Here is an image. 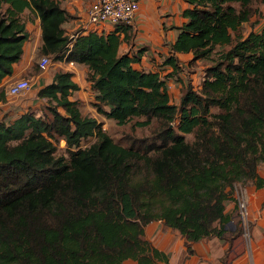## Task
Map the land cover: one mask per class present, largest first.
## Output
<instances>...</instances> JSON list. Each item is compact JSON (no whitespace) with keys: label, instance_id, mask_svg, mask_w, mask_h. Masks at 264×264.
Returning a JSON list of instances; mask_svg holds the SVG:
<instances>
[{"label":"trees","instance_id":"16d2710c","mask_svg":"<svg viewBox=\"0 0 264 264\" xmlns=\"http://www.w3.org/2000/svg\"><path fill=\"white\" fill-rule=\"evenodd\" d=\"M185 1L186 21L162 60L171 66L167 78L182 69L176 52H191L189 64L215 56L199 90L179 79L173 103L158 70L133 67L144 47L119 52L131 24L70 37L58 1L0 0V81L21 56L27 37L21 11L28 7L41 21V53L88 67L97 112L119 124L139 116L136 125L157 122L151 137L121 145L69 98L78 88L71 73L55 71L38 90L49 116L27 110L0 122V264H157L165 256L144 238L148 223L161 220L179 231L192 252L191 242L225 237V202L236 183L264 185L257 174L264 152V23L240 29L260 15L264 0ZM92 135L95 141L81 147ZM58 138L66 155L56 153ZM234 232L240 233L237 224Z\"/></svg>","mask_w":264,"mask_h":264},{"label":"crops","instance_id":"0c3cea01","mask_svg":"<svg viewBox=\"0 0 264 264\" xmlns=\"http://www.w3.org/2000/svg\"><path fill=\"white\" fill-rule=\"evenodd\" d=\"M56 1L67 12V18L62 23L64 33L70 37L78 32L86 33L87 30L84 29L86 9L93 0ZM187 6L188 3L185 0H139V8L135 12L133 22V39H136H132L130 43L122 41L119 52L131 55L144 47L145 50L141 53L139 61L133 62V67L158 70L160 75L162 69L171 70V66L163 64L162 60L169 53L170 44L178 34L177 26L186 21V18L182 16V10ZM21 18L24 21L27 37L22 43L19 60L13 63L11 73L0 81V122L7 124L27 110L34 112L36 116L41 115L39 108L43 98L38 96V90L51 82L54 72L59 69L69 71L71 79L78 85L69 98L77 101L82 114L92 116L99 121L98 117L103 115L101 116L94 106L98 92L91 85V81L86 79L88 67L83 63L66 61L62 58L49 62L48 65L51 66L48 70H40L35 64L39 56L43 55L40 18L35 10L28 7L21 11ZM175 55L179 65L185 66L192 53L176 52ZM21 77L30 80V90L19 96L9 94L7 90L9 83ZM82 108L90 111L89 114L83 112ZM257 174L264 178V152L263 159L257 166ZM239 196L246 200L249 212L250 243L249 246H245L242 240L243 250L232 253L233 238L240 235L234 232L233 221L236 199ZM224 213L229 218L224 225L225 237H204L191 242L192 252L187 250L185 238L179 231L169 227L164 228L161 220L148 223L144 227V238L165 256V260H159L157 264H264V185L257 186L253 180L236 183L232 199L225 202ZM238 243L234 245L237 247ZM125 263L137 264L131 259L126 260Z\"/></svg>","mask_w":264,"mask_h":264},{"label":"rangeland","instance_id":"374dc122","mask_svg":"<svg viewBox=\"0 0 264 264\" xmlns=\"http://www.w3.org/2000/svg\"><path fill=\"white\" fill-rule=\"evenodd\" d=\"M254 5V4H253ZM255 6V5H254ZM260 8V15L258 14H252L250 20L248 22H245L242 27L240 28L241 31H247L250 26H253L255 24L256 20H261L260 25H258V29L260 26L264 23V3L263 4H258ZM135 16V15H134ZM260 16V17H259ZM133 22L134 19L131 22L130 26V37L128 39V43L131 42V40L134 37L133 34ZM115 26V25H114ZM113 25L109 26L108 29L114 28ZM134 38L133 40H135ZM221 47H216L215 50L220 49ZM48 58L50 59V63L52 61L57 60L56 58H53L49 55H47ZM212 56H215V53H211L210 57L205 58V59H197L192 63H188L185 66H182V69L174 73L172 78H167L168 76L166 75L169 71H166L165 69L161 70V76L166 80L167 86H168V93L171 102L173 103H178L179 102V93H181V85H180V80H183L184 82H190L197 90L200 89L202 79L204 76V68L208 64H211ZM36 67L39 68L38 63H35ZM51 65H48L46 69L43 70H48ZM35 67V66H33ZM41 70V69H40ZM86 79H88V76L86 75ZM45 101V102H44ZM47 104L48 101L47 99L43 98V103L40 105L39 112L41 115H46L49 116V112L47 110ZM83 112H86L89 114L90 111H85L83 108L81 109ZM101 116L103 115L100 113ZM143 116L139 117H133L130 120L126 121L125 123L119 124L117 123L114 119H110L105 117L104 115L102 117H98V122L100 123L102 129L110 135V137L117 143L121 145H129L130 141L132 139H142V138H149L153 134L152 130L157 127V122L155 120H152L149 124L147 125H136L135 121L136 120H141L143 119ZM186 137L189 139L191 138L190 135H186ZM55 144H56V153L57 154H65V141L63 138H58L54 139ZM95 141V136H88L84 139H82L80 146L85 147L90 145L92 142ZM251 227V225H250ZM129 262V261H127Z\"/></svg>","mask_w":264,"mask_h":264},{"label":"built area","instance_id":"2783aa9c","mask_svg":"<svg viewBox=\"0 0 264 264\" xmlns=\"http://www.w3.org/2000/svg\"><path fill=\"white\" fill-rule=\"evenodd\" d=\"M138 8L139 0H93L92 2H90L86 9V22L84 29L87 30V32H106L109 30V26H114L119 22L131 24L132 20L134 19L135 12ZM82 31L84 30L82 29ZM49 62L50 59L47 55L39 56L37 60L39 69H46ZM30 88V80L28 78L21 77L12 80L9 83L7 90L9 94L13 96H19L26 94L30 90ZM233 221L234 225L237 224L240 227V235L242 237L244 245L249 246V212L247 209L246 200L242 196H239L236 199V209L233 216Z\"/></svg>","mask_w":264,"mask_h":264},{"label":"water","instance_id":"95a60500","mask_svg":"<svg viewBox=\"0 0 264 264\" xmlns=\"http://www.w3.org/2000/svg\"><path fill=\"white\" fill-rule=\"evenodd\" d=\"M239 242V243H238ZM236 243H238L239 244V246H237L236 247V245H234V244H236ZM233 247V249H232V253H233V251H234V253L236 252V253H238L239 251H241V250H243V243H242V238H241V236L240 235H237V236H235L234 238H233V245H232ZM231 255V254H230Z\"/></svg>","mask_w":264,"mask_h":264}]
</instances>
